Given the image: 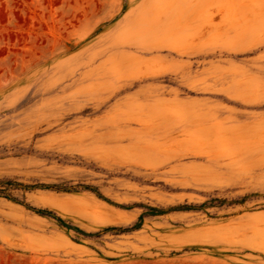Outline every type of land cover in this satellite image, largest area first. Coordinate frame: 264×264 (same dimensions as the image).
Instances as JSON below:
<instances>
[{
    "label": "rangeland",
    "instance_id": "rangeland-1",
    "mask_svg": "<svg viewBox=\"0 0 264 264\" xmlns=\"http://www.w3.org/2000/svg\"><path fill=\"white\" fill-rule=\"evenodd\" d=\"M0 181V264H264V0H0Z\"/></svg>",
    "mask_w": 264,
    "mask_h": 264
},
{
    "label": "trees",
    "instance_id": "trees-1",
    "mask_svg": "<svg viewBox=\"0 0 264 264\" xmlns=\"http://www.w3.org/2000/svg\"><path fill=\"white\" fill-rule=\"evenodd\" d=\"M18 187H22V188H29V187H23L20 184H16L14 182L11 181H0V197H4L7 198L11 201L14 202H19L16 198H13L8 192L9 190H11L12 188H18ZM57 191H69L68 189H57ZM116 231H121L120 229H116Z\"/></svg>",
    "mask_w": 264,
    "mask_h": 264
}]
</instances>
